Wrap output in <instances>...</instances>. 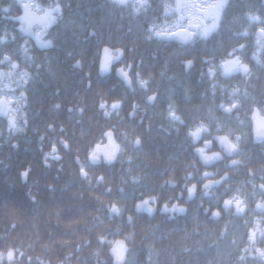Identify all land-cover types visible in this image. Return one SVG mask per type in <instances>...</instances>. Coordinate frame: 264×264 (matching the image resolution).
<instances>
[{"label":"trees","instance_id":"16d2710c","mask_svg":"<svg viewBox=\"0 0 264 264\" xmlns=\"http://www.w3.org/2000/svg\"><path fill=\"white\" fill-rule=\"evenodd\" d=\"M32 1L50 10L47 23L27 16L25 0H0V86L13 94L16 110L12 118L0 109V264H112L109 249L119 237L130 246L125 264H264V154H255L251 142L240 145L242 163L225 189L241 201L218 220L194 211L172 220L135 212L138 200L161 192L162 181L177 178L176 169L195 160L192 148H162L168 135L143 133L140 166L121 152L108 166L97 149L113 129L109 120L125 111L109 105L136 93L135 85L127 88L114 72L99 75L104 46L122 48L125 64L142 61L149 93L157 75L168 84L166 92L159 89L166 95L173 93L171 81L190 77L181 74L180 51L162 48L158 74L152 68L153 27L164 6L157 0ZM262 6L260 0H227L222 14L230 19L224 23L239 27H225L227 45L204 55L213 62L234 60L232 66H240L238 85L223 75L221 85L211 88L206 74L205 96L190 93L201 96L195 118L230 137L250 135V115L261 106L251 96L264 94V54L258 55L262 49L253 48L255 38L240 26ZM216 36L208 42L219 40ZM237 43L246 46L233 53ZM78 61L81 69L74 67ZM243 66L249 67L246 75ZM30 137L46 150L27 149ZM64 176L69 189L61 194Z\"/></svg>","mask_w":264,"mask_h":264},{"label":"flooded vegetation","instance_id":"af4514ba","mask_svg":"<svg viewBox=\"0 0 264 264\" xmlns=\"http://www.w3.org/2000/svg\"><path fill=\"white\" fill-rule=\"evenodd\" d=\"M114 1L126 4L129 2L141 3L144 0ZM145 1L148 2L149 0ZM217 1L218 0L215 2ZM220 1L222 3V0ZM157 2L161 6H164V11L162 12V17L159 18V21L156 22L153 27V35L156 37V42L151 55L154 61L152 68L158 74L159 67L161 66L159 53L162 48L167 50L169 54H172L174 51H180L185 56L180 60L181 66H179V68L183 70H181V74L189 75L190 77L186 79L175 78L170 84L173 93L166 95L159 94V89L162 92H166L167 88L165 86H168V84H161V79L157 75L152 81L154 91L149 93L150 80L146 79L142 72L143 68L146 66H141V60H139L137 66H134L132 62L125 64L123 61V51L122 59L112 66L111 73L114 72L117 76V70L120 68L128 71L131 78L130 86L126 85L118 76L117 78L119 82L123 83L127 88H132L133 85H135L136 93L122 95L120 100L109 105L111 109L123 107L125 111L123 115L122 113L119 115L120 113L117 111L115 118L109 120L113 125V129L106 131L105 137L98 144L97 149L103 161L108 166L117 160L120 152L130 161L137 160L136 165L140 166L143 164V141L141 137L143 133L168 135L169 137L164 139V142L160 145L162 148L179 150L192 148L194 150L195 160L193 162L190 159L184 161L186 165L176 169L175 176L177 178L162 181L161 192L153 191L152 193L144 195L142 199H155V202H151L152 205L156 206V212L153 216L160 215L169 219L172 215L169 210H174L172 215V219H174L183 216L178 213L177 210H183L181 207H185L186 214L190 211H194L196 213H203L210 218H212L211 215L213 212L218 210L221 213L219 218H221L228 209H231L233 205L237 206L241 201L238 195L227 196V192L225 191L226 187H228L232 171L238 169L242 163L241 156L239 155L240 145H247L251 142L255 154L257 151L264 154V142H254L252 121L250 135L246 138L242 135L230 137L224 133L219 126L215 129H208L206 121L195 118L198 115L196 109L201 105V96H194V94L190 95V93L196 92L205 96V87L202 84L206 80L204 79V75L206 74L208 75V83H210L211 88L221 85L222 82L220 79L223 75L226 78L232 77V83L238 85L240 66H229L230 63L233 65L235 64L234 60L225 63L223 61L213 62L212 58H210L211 60L209 61L207 56L204 55L208 52L213 53L212 51L217 49L218 45L220 47L227 45V43H225L226 37L222 33L225 27L232 26V28H234L236 26L239 27V25L237 23H224L225 19H230V17L225 18L222 14L226 4L221 9L220 3L217 9L215 7V2L210 5H197L196 3L193 4L192 0H189L188 4L183 7V10L185 8L194 10L193 13L196 16L194 19H191L184 15L182 11L178 12L174 9L175 0H157ZM260 2L264 5V0H260ZM263 14L264 7L262 6L258 8V10L253 11V13L246 18L248 21L245 24H240L244 33L246 32L251 39L255 38L252 44L253 48L257 51L262 49L258 55L264 54ZM219 30H221L220 33ZM217 33L218 36L216 37H219V40L208 42V40L213 38ZM180 36H182V38ZM245 46L244 44L241 45L237 43L236 46L233 47L234 50H232V52L236 53ZM253 60L255 63H258L257 57L254 56ZM187 61L191 62L189 66L185 63ZM197 64L199 66H196ZM241 71L246 75L249 72V67L243 66ZM245 71H247V73H245ZM86 75L89 77V73H86ZM189 84H191V87L188 86ZM186 86L188 89H185ZM143 91L144 94L142 93ZM5 92L8 96L13 95L7 93V91ZM251 99L254 102H260L261 106L255 107L254 110L258 109L261 115L264 116V94L252 95ZM219 105H221V103ZM105 107H107V105H105L104 108ZM71 110L72 108H70V111ZM82 112L83 111H81V114ZM222 112L223 109L220 110V113ZM232 114L238 115V111H235V113L232 112ZM13 116L14 115L11 117L13 118ZM193 123L194 126H197L196 128L191 127ZM213 123L221 125L222 121L216 120ZM108 131H112L114 139L118 144L117 155L113 163H109L105 159L101 150V146L106 142V134ZM196 133L200 134L197 136L198 141H196V137L193 135ZM215 135H226L229 142L236 147L237 150L231 155H228L225 147L221 146L218 140L215 139ZM165 140H168V142ZM29 141L27 149H39L43 153L47 148L45 143L32 142L31 137ZM61 145L65 148L71 147L67 142H63ZM213 152H221L224 158L211 165L202 163L200 156ZM55 153L58 154L57 151ZM29 154L31 155L30 152ZM92 157L94 158L93 154L91 155V158ZM95 160L96 158L93 159V161ZM26 171L29 173V170ZM224 175L228 177L220 184H215L214 181L221 179ZM22 178L23 183L28 182V174L24 177L22 176ZM67 178L66 176L60 178L59 190L61 194L65 189H69L68 186L65 185ZM63 179L64 182L62 183ZM72 186H74V182ZM52 187L53 186H50V188ZM13 192H15V190H13ZM163 207L166 208V212H161Z\"/></svg>","mask_w":264,"mask_h":264},{"label":"water","instance_id":"95a60500","mask_svg":"<svg viewBox=\"0 0 264 264\" xmlns=\"http://www.w3.org/2000/svg\"><path fill=\"white\" fill-rule=\"evenodd\" d=\"M182 38V36H180ZM123 57V50L121 48L119 49H113L109 46H104L101 50V57L99 61V73L102 76H106L111 73L112 66L117 63L119 60H121ZM187 66L191 64L190 61L185 62ZM75 68H81V63L78 61L74 64ZM247 73V71H245ZM117 76L121 78L126 85L130 86L131 84V78L129 76V72L125 71L123 68H120L117 70ZM251 121L253 124V137L255 143H262L264 142V116L261 115L260 111L258 109L254 110ZM196 137V141H198L197 136H199V133L193 134ZM215 139L218 140V142L221 144V146L225 147L226 153L228 155H231L234 153L237 149L234 147L228 140L226 135H215ZM102 153L105 157V159L109 163H113L117 151H118V144L116 143L114 139V135L112 131H108L106 134V142L101 146ZM224 158V155L221 152H213L208 154H203L200 156V160L202 163L206 165H211L212 163H215L217 161H220ZM236 163V161H235ZM28 172H24L22 176H26ZM228 176L224 175L221 179H218L217 181H214L215 184H220L223 182ZM151 202H155L154 198H146L143 200H140L135 205V211L140 214H147L149 217H153V215L156 212V206L152 205ZM156 204V203H155ZM182 209L177 210L178 213L181 215L186 214V208L181 207ZM112 211L116 214L119 213V210L116 206V204L112 205ZM166 208L163 207L161 209V212H166ZM169 212L174 213V210H169ZM170 216L169 219H172L173 216ZM221 216V213L218 210H215L213 214L211 215L212 218L218 219ZM127 220L130 223L131 222V216H127ZM102 242H105V238H102ZM129 245L127 241L124 238H117L110 247V254L112 256V263L113 264H124L127 261L128 253H129Z\"/></svg>","mask_w":264,"mask_h":264},{"label":"rangeland","instance_id":"374dc122","mask_svg":"<svg viewBox=\"0 0 264 264\" xmlns=\"http://www.w3.org/2000/svg\"><path fill=\"white\" fill-rule=\"evenodd\" d=\"M137 1V0H136ZM193 4L196 3L197 5H210L213 4L216 0H192ZM189 0H175L174 3V9L179 11H182L184 15L188 16L191 19H194L196 16L191 8H185L183 10V7L187 5ZM26 3V8H27V16H33L36 20L42 22V23H47L50 18H51V12L48 9H44L41 6L37 5L34 1L32 0H25ZM221 1L218 0L215 2V7L218 9ZM226 4V0H222L221 3V9L222 7ZM220 9V11H221ZM220 13V12H219ZM229 66H232L229 64ZM0 90V109L2 113H10L11 115L16 112V110L13 108L12 101L14 98L12 96H8L5 91L7 89L5 87H1ZM3 88V90H2Z\"/></svg>","mask_w":264,"mask_h":264}]
</instances>
